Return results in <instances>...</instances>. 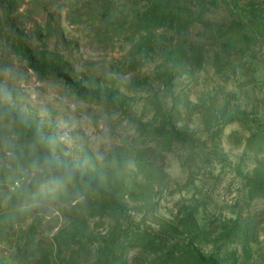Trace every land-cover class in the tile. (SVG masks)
Segmentation results:
<instances>
[{"label": "rangeland", "instance_id": "rangeland-1", "mask_svg": "<svg viewBox=\"0 0 264 264\" xmlns=\"http://www.w3.org/2000/svg\"><path fill=\"white\" fill-rule=\"evenodd\" d=\"M259 185L264 0H0V264H264Z\"/></svg>", "mask_w": 264, "mask_h": 264}, {"label": "trees", "instance_id": "trees-1", "mask_svg": "<svg viewBox=\"0 0 264 264\" xmlns=\"http://www.w3.org/2000/svg\"><path fill=\"white\" fill-rule=\"evenodd\" d=\"M31 69L34 71L35 75L38 77V79L42 82H50L52 78L56 75L55 65L56 61L53 59L52 63L45 62L41 58H36L34 56H30L28 60ZM164 76L168 77V72H164ZM17 173V172H16ZM12 174L7 176L6 179H10ZM259 187H262L259 185ZM264 188V187H262Z\"/></svg>", "mask_w": 264, "mask_h": 264}]
</instances>
